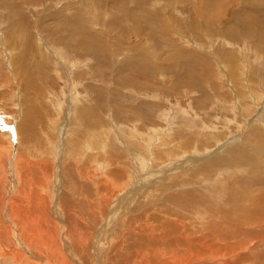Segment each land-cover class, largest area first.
<instances>
[{
    "label": "rangeland",
    "instance_id": "374dc122",
    "mask_svg": "<svg viewBox=\"0 0 264 264\" xmlns=\"http://www.w3.org/2000/svg\"><path fill=\"white\" fill-rule=\"evenodd\" d=\"M92 105L100 112L89 109ZM76 107L99 124L96 130L83 125L87 136L97 130L106 134L112 126L118 128L117 134L109 132L104 145L93 149L91 143L88 150L65 139L72 138L68 128H78L81 121L75 117ZM55 121L63 133L56 144L61 147L57 163L46 154L47 140L53 141L57 133L50 124ZM24 128L29 135L34 129L39 135L27 156L32 163L50 165L54 174L50 186L60 193L81 189L66 187L75 179L70 180L62 158L87 153L83 161L89 163L102 149L105 154L97 160L103 157L117 168L128 164L133 172L118 199L130 195L138 184L150 189L173 170L167 169L169 164L156 165L159 160L180 164L178 170L189 175L182 179L193 183L197 180L191 176L193 170L215 160L222 176L214 187L223 178L246 206L244 195L264 187V0H0V137L13 132L20 138L26 134ZM234 145L240 148L236 152ZM174 146L173 158L161 153ZM242 150L247 158H232ZM210 169L205 168L207 180L212 178ZM226 191L219 192L217 202L223 206L226 202L231 210L234 200ZM114 207L111 212L117 213L118 204ZM54 217L66 223L64 237L73 224ZM42 226L36 224L37 230ZM109 226L103 224L102 231ZM260 227L230 232L234 234L224 239L226 244L239 238L248 242L254 235L255 244L249 245L253 250L238 251L233 264H264V224ZM250 230L252 235L246 234ZM222 241L218 254L206 255L209 261L204 256L196 264H225L228 259L222 253L229 248H222ZM0 264L13 263L0 258Z\"/></svg>",
    "mask_w": 264,
    "mask_h": 264
},
{
    "label": "bare ground",
    "instance_id": "6f19581e",
    "mask_svg": "<svg viewBox=\"0 0 264 264\" xmlns=\"http://www.w3.org/2000/svg\"><path fill=\"white\" fill-rule=\"evenodd\" d=\"M89 109L98 113V106L92 105ZM100 109H98L99 112ZM75 110V117L81 120V124L78 123V128H68V133L72 135L71 139L67 135L65 137V139L71 140L73 144L80 142L78 145L81 147L84 145L88 150L90 144L94 143L92 148L98 149V144L104 145L107 142L109 132L111 134L116 131L117 134L118 128L112 126L113 128H110L109 132L107 130L106 134H101V132H97L101 130H97L90 132L87 136L81 127L86 125L96 130L100 128L99 124L96 125L92 122L95 118L92 121H90L91 119L88 120L86 112L81 108L76 107ZM67 114L70 118V112ZM98 119L100 118L98 117ZM50 124L55 130L57 129V133H55L56 136L55 139H52L53 141L47 140L46 154L48 153L53 162L57 163V155L61 147L56 144L63 139V136L61 137L63 133H60L62 131L59 132L61 123L57 128L56 121ZM25 133L24 136H19L20 138H16L17 136L13 132L0 137V258L10 260L13 264H31L28 257L34 264H40L41 261L46 264H196L206 255L218 254L216 249L219 247L218 242L220 240H223L224 244V239L229 238V235L238 232L245 233L244 228L261 229L260 226L264 224V187L258 191L252 189L249 196L245 194L244 199L242 198L249 203H246V206L240 204L238 201L241 199H237L235 192H233L234 194L231 193L232 186H229L223 178L218 182L219 184L216 183L218 186L220 185L219 188L217 186L219 190L214 187L221 172L219 161L215 160H208L210 166L205 167L202 163L203 165L193 170L191 176L197 177L195 183L182 179L181 175L185 177H189V175L178 170L180 164L171 160L167 163L159 160L155 163L156 165L164 167L169 164L167 169L173 170L170 172L168 170L169 174H166L165 177L161 175L162 177L158 181L155 179L156 184L154 186L150 182L152 185L150 189L147 185L138 184L131 191L132 195L129 192L130 195L127 193L118 199L133 180V172L131 173L127 168L128 164L126 167L125 165L122 166L126 168L124 169V171L126 170L125 173L132 176V179L126 178V175L123 177V167L117 168L118 164L113 165L112 162L109 163L110 161H102L103 157L97 160V157L103 153L102 149L100 150L101 153L99 151L94 153L95 157L93 156L94 159L90 158L89 163H85L87 153L82 154L80 158L68 153L62 158L65 162L64 170L70 171V180L73 178L75 181L74 184L67 183L66 187L76 185L81 189L76 193L67 188L60 193L56 190L57 188L53 189L50 186L53 184L54 177V174L51 175L50 165L44 166L43 163L40 165L41 162L36 164L33 162V164L34 159L31 160L29 159L30 156H27V153L31 155L27 149L39 139V135L35 129L30 135L27 129H25ZM114 135H110L111 138ZM87 137L89 139H85ZM99 148L101 147L99 146ZM175 149V146L169 147L164 151L162 150L161 153H164L165 155H162L166 157L173 158ZM239 149L234 145L232 150L236 152ZM145 153L144 155L149 157L151 152L146 150ZM235 155L247 158L244 150L232 155V158H235ZM183 156L184 153L177 157ZM45 158L47 159V156ZM83 159L85 160L83 161ZM222 160H224L223 157L221 162ZM208 167H211V181L204 177L206 175L205 168ZM173 174L179 176L170 179ZM207 177L209 178V176ZM142 186L145 188L141 189ZM76 189L78 188L76 187ZM254 190L256 193H253ZM221 191H226L228 199L231 200L232 197L234 200V207L231 210L226 202L224 206L221 201L217 202ZM185 193L187 196H191L185 197ZM223 200L225 199L223 198ZM116 203L118 204V212L113 213L111 211L115 208ZM55 206H58L59 213L54 210ZM168 206H173L175 209ZM221 209L225 210L221 211ZM57 215L65 218V221L69 222L68 226L73 224L72 227L70 226L71 230H68L64 237L62 227L66 223L54 217ZM36 224L43 226L37 230ZM103 224L110 226L105 227L106 229L102 231ZM253 230H250V233L246 232V234L253 233ZM255 230L257 231V229ZM217 231L218 233L215 234ZM262 233L260 238H263L264 234L262 235ZM253 237L254 235L248 242L241 241L240 238L233 241L232 238V243H225L222 248H229L224 254L222 253V258L228 259L225 264H233L235 257L239 254L238 251L244 252L248 249L252 251L253 248H250L249 245L255 244ZM257 238L259 239V237ZM37 250H41L42 255H39ZM219 257H221V253L216 256V261ZM207 258L208 256H206V261ZM230 258L231 260H229ZM202 262L205 263L204 260Z\"/></svg>",
    "mask_w": 264,
    "mask_h": 264
}]
</instances>
